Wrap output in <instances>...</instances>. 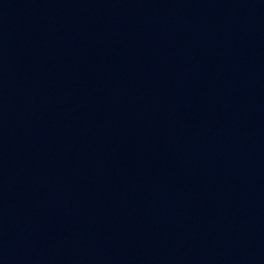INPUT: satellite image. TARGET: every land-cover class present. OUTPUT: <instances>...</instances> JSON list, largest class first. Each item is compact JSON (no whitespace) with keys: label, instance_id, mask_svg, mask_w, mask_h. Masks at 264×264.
I'll use <instances>...</instances> for the list:
<instances>
[{"label":"water","instance_id":"1","mask_svg":"<svg viewBox=\"0 0 264 264\" xmlns=\"http://www.w3.org/2000/svg\"><path fill=\"white\" fill-rule=\"evenodd\" d=\"M0 264H264V0H0Z\"/></svg>","mask_w":264,"mask_h":264}]
</instances>
